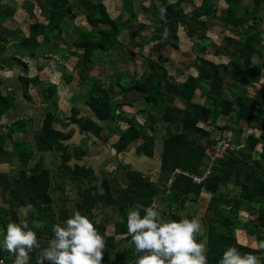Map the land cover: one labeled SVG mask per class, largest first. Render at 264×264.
Instances as JSON below:
<instances>
[{
	"label": "trees",
	"instance_id": "obj_1",
	"mask_svg": "<svg viewBox=\"0 0 264 264\" xmlns=\"http://www.w3.org/2000/svg\"><path fill=\"white\" fill-rule=\"evenodd\" d=\"M184 1L151 0V15L160 17V24L143 42L133 39L131 42L139 51L146 43H152L151 49L155 53L143 56L141 60L147 74L136 77L111 67L114 72L109 74L108 85L104 86L97 82V77L91 76L97 59L103 58L102 52L122 45L119 36L124 30H131L134 38L141 35V28H132L138 20L133 0H123L125 13L115 17L109 12L105 0H45L39 13L41 19L37 18L30 24L28 35L14 47L10 46L8 36L1 30L2 21L14 10L6 9L3 0H0V68H21L23 74L18 78L27 100L33 99L32 86H41L42 81L38 75L28 74L29 63L23 58L38 61L44 58L48 52L45 44L55 45L57 38L61 39L62 32L68 27L65 26L67 20L77 17L75 7L81 10L89 26L72 41L74 47L69 53L83 59L84 65L77 71V80L91 87L80 97L93 115L84 114L81 107L72 105L69 114L62 120L63 128L55 127L59 96L58 85L51 82L44 89L48 108L32 139L14 141L12 137L16 131L26 130L29 118L25 117L13 120L8 129L0 133V157L7 153L6 142L12 140L11 152L19 156L22 167L14 182L4 174L0 178L8 181V185L4 186L12 200L11 208L13 202H17L18 208L30 203L34 218L44 223L48 236L38 232V238H53V226L58 223L63 225L70 217L65 208L61 212L54 210L52 191L55 188L51 169L45 168L41 161L32 163L37 151H52L59 155V167L70 178L91 182L81 191L76 211L91 212L98 204H103L115 206L121 216L120 220L94 223L104 236V259L110 260L118 254L119 264H136L138 257L134 245L129 244L131 237L127 235L129 209L136 208L143 216L144 209L156 203L157 207H161L162 219L179 221L184 218L181 211L186 210L188 202H198L206 193L210 195L204 212L208 264H218L228 247H237L241 254L260 256L263 253L241 243L235 227L238 221L243 222L244 229L255 235L257 241L264 240V82L261 81L264 74V0H253L252 7L246 8L241 15L236 11L239 0H224L227 7L221 14L233 34L223 37L216 54H225L228 58L226 62L205 56L207 34L219 16L218 0H201L191 10L185 9ZM181 30L194 40L197 57L193 67L197 74H187L179 81L178 77L185 75V69H177V76L172 79L165 63L171 61L172 50L179 48ZM130 52L133 54V51ZM38 67L41 69L40 65ZM62 77L70 83L75 75L68 74L64 67ZM116 93L122 94L123 98L117 99ZM197 96L202 101H196ZM13 99L0 77V119L14 105ZM139 100L147 108L137 106ZM125 105L135 107L137 113L145 112V121H139L137 113L125 111ZM220 116L233 120L232 125L225 124L222 129L242 134L246 127L254 126L259 131L234 139V142L239 145L244 143V146L215 160L211 175L202 183H196L190 174H201L207 167L205 159L210 160L216 143L211 126H215ZM122 121L126 122V126H121ZM160 122L174 126L162 137L161 181L152 180L142 171L127 168L124 171V186L119 185L120 181L115 176H102V190L94 184L99 178L92 166L77 162L87 154V150L77 146L72 148L69 140L73 131L65 129L75 124L85 135L102 137L117 154L135 146L139 154L153 157L157 143L155 127ZM147 124L151 132L145 130ZM105 129L106 135L102 136ZM113 133L116 134L114 141L110 139ZM259 146V157L254 158L253 154ZM177 168L187 174H177L170 191L166 193L167 181ZM230 183L241 185L238 195L226 191ZM243 202H247L251 218L241 217ZM11 214L14 216L13 211ZM110 223L113 224L112 232L106 234ZM119 235L122 237L117 238ZM41 248L30 254V264H38ZM0 258L12 264L13 258H9L3 250H0Z\"/></svg>",
	"mask_w": 264,
	"mask_h": 264
},
{
	"label": "rangeland",
	"instance_id": "obj_2",
	"mask_svg": "<svg viewBox=\"0 0 264 264\" xmlns=\"http://www.w3.org/2000/svg\"><path fill=\"white\" fill-rule=\"evenodd\" d=\"M105 2L108 5L109 12L111 13L112 16L115 17L119 14L125 13V9L123 8V0H105ZM157 4H159V2H157ZM183 5H184L186 10L190 9V1L189 0H185ZM133 8L138 13V20L134 23L132 28H133V30H135L137 28H141V35L134 38L132 33H131V30H124L121 32V34L119 36V39H120L122 45H120L116 49L109 50L106 53L102 52L103 58L97 59V63L95 64L94 68H95V71H99V73H97V72H95V73H97L99 76H102L100 79V82L103 83L104 85L108 84V82H109V77H110L109 74L114 72V70H111V67H117L118 70H121L124 73L129 72L136 77H144L148 72L147 69L145 67H143L141 60H143V56H150L153 53H155L151 49L152 43H146L144 46V49L142 51H139L138 47L133 46L132 39L135 40L136 42H143L144 39H146L147 36H150L151 33L159 26L160 17H155V16L151 15V0H133ZM242 9H243V7H242ZM236 11L239 14L241 12L240 7L237 8ZM242 12H243V10H242ZM76 13H77V17L74 20L73 19L67 20V23L65 24V26L68 25V27H66L64 29V31L62 32L61 39L57 38L55 45H52V46L50 43L45 44L46 48L49 47L51 50H54L55 52H59V54L61 56H63L62 57L63 61H62V59H59L55 55V53H53L52 55H50L47 58L40 59L39 62L38 61L33 62L32 66H33V69L36 72V74L38 73L41 76V73H42V80L41 81H44L43 79H45L46 83L50 82V81L51 82L53 81L55 83L60 82L61 87L63 85L66 87V81L63 79V77L61 78V72L63 71L61 68L62 67L61 62H63L65 64V66H67L68 72L70 73V75L72 73L71 69L75 68L76 65H79V63H80V65L83 66V63H81V61L83 59H77L76 55L69 53L72 50V48L74 47L72 44V41L79 35V33L81 31L88 29V27H89L84 15L81 12V10L77 9ZM38 15H39V13H38ZM220 22H222V21H220ZM219 25H220V26H218L219 30H217L219 37H217L215 39L216 42H214V45L213 44L209 45L210 48H208L209 50L205 54L206 57L211 58V59H213L215 56L213 49H215L217 47V44L220 43L221 37L224 34H226L228 31H230L227 28L224 29V27H225L224 23L219 24ZM221 31H224V32H221ZM63 39L66 41V43H64ZM130 50L133 51V54L130 52ZM98 54H100V53L98 52ZM171 57H172L171 61L168 63H165V65H166L167 69L169 70V73H170V76L172 79H175L177 76L175 74L176 69L181 68L182 66H184L188 72H193L195 70L193 68V64H194V61H195V58L197 57V55H196V51L194 49V43H193L192 39H190V37H188L183 30L180 31L179 48H177V49L175 48L172 50ZM180 64H182V65H180ZM39 65H41L42 69L46 68V71L41 72L42 69L41 70L38 69ZM31 73H33V71ZM102 73H106V74H102ZM185 76L186 75L178 77V80L182 81V78H184ZM13 83L14 82H12V84ZM56 84L58 85V95H60V85H59V83H56ZM14 88H15V90L13 92H11V94H12V96L15 97L16 103L19 105L22 102V99H21L22 90H21V83L19 80L16 81ZM42 90H43V92H42ZM62 91H64V89ZM32 92H33V96H34L35 100H37L38 102H40V103L45 102V101L47 102L46 93H45L43 87H38L34 91L32 89ZM67 94H68V91H65L64 95L66 96ZM116 98L122 99L123 95L116 93ZM23 99H25V98H23ZM196 101H202V99L197 96ZM142 102L143 101H140V100L137 101V103H136L137 106H139L140 108H147V107H145V103L143 102L144 104H142ZM75 103H69L68 104L69 108H71V106ZM61 105H63V104H61ZM64 107H65V110L67 112L70 111V110L66 109V104H64L63 108ZM124 109L127 112H129V114L137 113L136 112L137 109L132 107V106L125 105ZM86 110H87V108H86ZM44 111H45V109H43V108H41V109L37 108L35 110V120H34V124H33L34 128L39 127V121H40L39 118L43 117ZM84 112H85V110H84ZM145 114H146L145 112H138L135 115L139 121L143 122V121H145V117H144ZM233 115L235 116V112L233 113ZM232 121L229 120L225 116H220L218 118L215 126L214 127L211 126V128H213V136H215L216 138H219V137H228L229 138L231 130L229 131L227 129H222V127L225 124L232 125L233 124ZM120 124L123 127L126 126V122L124 123L122 121V123H120ZM57 126L63 127V125L59 124V123H57ZM69 127H77V125L73 124ZM172 127L174 128V126H168L166 123H163V122L157 123V125L155 127L156 133H157V146H156L157 152L158 151L161 152L163 135L167 132V130L171 129ZM69 129L70 128H68V130ZM76 129H78V127ZM145 130L148 132H151L150 131L151 129L149 128V124L146 125ZM106 132H107V130L105 129L102 136L106 135ZM75 133H76V136L74 138L75 142H81V144L84 146H87L88 144H90V141L92 142L91 143V149H89V154H88L87 159L85 161H89L91 164H93L96 167L98 173H100L101 171H105L106 173L114 172V174H115L114 176H117L120 179V181L125 182L124 169L118 170V167H128V165L125 164V162H126V160L128 161V157L130 156V154H127V155L126 154H117L115 152V150L111 147L110 143L105 142L104 139H101L102 137L96 139V137L91 135V136L82 138V137L78 136V134H77L78 132H75ZM113 134H111V135H113ZM226 135H228V136H226ZM231 137H232L231 140L234 141L232 135H231ZM113 138H116L115 134H114ZM74 139L69 140V142L74 141ZM44 153H45L44 155H46V157H47V155L49 156L48 158H46V159H48V163L45 164V166H47L51 169L52 174L54 176L57 174V171H58L57 167H59V159L57 160V159H55V157H53L55 152L49 151V152H44ZM133 154L137 160L141 161L143 159V155L138 156V154L135 153V151H133ZM56 156H57V154H56ZM13 158H15V157L13 156ZM57 158H58V156H57ZM208 160H209L208 158L205 159V161L207 163H208ZM54 167H55V169H53ZM56 169H57V171H56ZM159 173H160V171L157 170L156 172L150 173L149 177L155 179V178H157V175H159ZM57 179H58V181H60L62 179V177L60 178V176L58 174L55 178V181ZM67 179H69V178H67ZM223 191H225V187H223ZM60 194H61V192H60L59 188H58V190H56L55 194H54V190L52 191V195L53 196L55 195L54 198L56 197V200L54 199L56 202V206H58L61 203L60 202L61 200L59 199V197L61 196ZM68 196H72V198H70L71 202L72 201L75 203L77 202L76 198L74 196V193L69 194ZM209 199H210V195L206 193L200 198V200L198 202H188L186 210L181 211V213L184 214L183 215L184 218H188V219L198 218L201 221V223L203 225L202 233H201V236H199L197 239L200 241H203L204 243H206V232H205L206 227H205V221L203 218V214H204V211H205V208L207 206ZM161 201L165 204V200L163 198L161 199ZM255 206H258V204H255ZM54 208H56L55 203H54ZM157 208H158V211L161 210V207H157ZM187 212L190 215H188ZM117 213H118L117 210L114 209L112 206L100 204L97 211H95V216L94 217L93 216H87V217L92 222L98 221L101 223V222H105L106 220L109 222H112L114 218L118 217ZM160 215H161V212H160ZM252 217H254V216H252ZM161 218H162V215H161ZM250 218H251V216H250ZM162 220H164V219H162ZM111 224H108L106 234L112 232V225ZM34 225H35L34 231L37 234V238H38V232H40L42 236H44L45 234H46V236H48V232L46 233V231L43 228L44 224L42 221H35ZM242 229L245 230L244 226H243V222L239 223V221H238V223L236 224V227H235V233H236L237 237H238V234L240 233V230H242ZM2 233H4V231ZM241 235H242V232H241ZM51 239L52 238L49 239L46 237L38 238L39 244H40V246H42L41 250L48 246L49 241ZM41 250L39 251V257H40ZM46 264H47V262H46ZM103 264H119V255L118 254L113 255L110 260L103 259Z\"/></svg>",
	"mask_w": 264,
	"mask_h": 264
},
{
	"label": "crops",
	"instance_id": "obj_3",
	"mask_svg": "<svg viewBox=\"0 0 264 264\" xmlns=\"http://www.w3.org/2000/svg\"><path fill=\"white\" fill-rule=\"evenodd\" d=\"M44 1L45 0H3V3L5 5V7H6V9L14 10V13L12 15L7 16L2 21V24H1V30H2V32L4 34H6L8 36L10 46L14 47L15 44L21 38H23L24 36L28 35L29 27H30L31 23L36 21L37 18L41 19V16L38 15V13H40L41 5H42V3H44ZM200 1L201 0H190V10L193 7H195L197 4H199ZM217 3L219 4V11H218L219 16L216 18V21H215L214 25L211 27L210 31L207 34V36H208L207 51L209 50L208 48H210L209 45H211V44L214 45V42H216L215 39L217 37H219L218 31H217V30H219V27H218V26H220L219 24H223V23L225 24V21H224V18H223V14H221V13H223L225 11L224 8L227 7V3L224 0H218ZM252 5H253V0H239L238 4H236L237 8L240 7V11H241L239 13L240 15L244 13L246 8H250V7H252ZM242 7H243V9H242ZM77 9H78V7H75L74 11L76 12ZM242 10H243V12H242ZM36 15H37V17H36ZM220 21H222V22H220ZM262 26L264 27V22H263ZM225 28H227V24H225L224 29ZM227 29L230 30L229 28H227ZM221 32H224V31H221ZM228 34H233V32L230 30L226 34H224L221 37L220 43L217 44V47L215 49H213V52H214V55H215L213 59L216 60V61H222V62L228 61V58H227V56L225 54H221V55L216 54V49L221 44L223 37L225 35H228ZM63 41H64V43H66V41L64 39H63ZM192 41L194 43L193 39H192ZM53 53H55V55L59 59H62L63 56H61L59 54V52H55L54 50L52 52V50L49 47H48V52L45 54L44 58L49 57ZM76 58L77 59H82V58H79L78 56H76ZM23 59L26 60L29 63V73L28 74L30 76L38 75L39 78L42 80V73H41V76L38 73L36 74V72L34 71L33 66H32L33 62L34 61H38V60L31 59L29 57H24ZM41 59H43V58H41ZM171 59H172V57H171ZM62 61H63V59H62ZM81 63H83V65H84L83 60L81 61ZM61 64H62L61 65L62 67L61 66L60 67L62 68V70L65 67L67 72H68L67 66H65V64L63 62H61ZM180 65H182V64H180ZM81 68H82V65H80V63H79V65H76L75 68L71 69V71H72L71 74L75 75V78L73 80H71L70 83L66 82V87L64 85L61 87L60 82H56V83H59V85H60V95H58L59 96V99H58V105H59L58 120H57V122L55 124V127H57V128H63V127H58L57 123L62 124L63 118L66 115L69 114V112H67L65 110V107L63 108L64 104H66V109L70 110L68 104L76 102L73 105H75V106L78 105V107H81L83 109V112L85 110L84 114L93 115V113L90 110V108L87 105L84 104L83 99L80 97L81 95H83L85 93H88L89 89L91 87V85H89L88 83H79L78 82V80H77V77H78L77 71L80 70ZM38 69L41 70L42 67H41V69L38 67ZM177 69H183L184 70L185 67L182 66L181 68H177ZM194 69L195 70L193 72H188L187 69H185V71H184L185 75H187V74L196 75L197 74V70H196V68H194ZM32 71H33V73H31ZM45 71H46V68H43L41 70V72H45ZM95 72L99 73V71H95V68H94L91 71V76L97 77V82L99 84L104 85L103 83L100 82V79H101L102 76H99ZM20 74H23V72L20 69V67H17V66H14L13 68H7V67L0 68V77L3 79L4 85H5L6 89H7V91H9L10 93L15 90V88H14L15 87V83H16L17 80H19L18 76ZM68 74H70V73L68 72ZM61 78H62V72H61ZM43 80L44 81H42L41 86L40 85L39 86H32V88H31V94H32V98H33L32 100H27L23 96V92H22V96H21L22 102H21V104L18 105L16 103V100H15V97H14V99H13L14 100V105L0 119V133L3 132V131H6L8 129V127H9L10 123L13 120L17 119V117L18 118L25 117L27 119L29 118V121H28V123L26 125V130H24V131H16V132L13 133L12 137H13L14 141H28V140L32 139V134H33L34 130L40 128L41 121H42V118H43V117L39 118L40 119L39 127L38 128H34L33 124H34V120H35V110L37 108L38 109L43 108L46 111V109L48 108V103L44 99L43 100L45 102H42V103H40L37 100H35V98L33 96V92H32V89L34 91L38 87H43V89H45V86H47L48 83H51V81L46 83L45 79H43ZM261 81L264 82V74H263V77H262ZM12 82H14V83L12 84ZM52 83H55V82L52 81ZM107 85L108 84H106L104 86H107ZM63 89H64V91H62ZM21 90H22V84H21ZM65 91H68V94L66 96L64 95ZM42 92H43V90H42ZM23 98H25V99H23ZM61 104H63V105H61ZM86 108H87V110H86ZM45 111H44V113H45ZM68 128H70L73 131V136H72L71 139L75 138V136H76L75 132H78L77 133L78 136H80L82 138L91 136V135H85V134L81 133L79 128L76 129L77 127H69L68 126L65 129L67 130ZM246 130H247V127L244 129V132L242 134H239L238 132H235V131H230V137L229 138L231 139L232 138L231 135H232L233 139H236V140H238L239 138L242 139L246 135ZM114 134L110 136V139L112 141H114V139H115V138H113ZM115 136H116V134H115ZM226 136H228V135H226ZM213 137L215 139H217L215 136H213ZM69 143H71L72 148L74 146H77V147H81V148L87 150V154L81 160H77V162H79L80 164H86L88 166H92V168L94 169L96 175H98V178H99L98 181L94 182V184L97 187H99L100 190H102L101 186H100L101 185L102 176L113 177L115 175L114 172L106 173L105 171H101L100 173H98L96 167L93 164H91L89 161H85L87 159L88 154H89V149H91V143H92L91 141H90V144H88L87 146L82 145L81 142H75V139H74V141H71ZM156 146H157V143H156ZM5 149H6L7 153L4 154L2 157H0V175L4 174L12 182H14V180H16L18 178V176H19V170L22 168L20 166V158H19V156L17 154H13L11 152L12 140H9V141L6 142ZM133 151H135V153H137L138 156L139 155L142 156V154H139L137 152L136 147L132 146L130 149H128V150H126V151H124L122 153V154H126V155L130 154V156L128 157V161L126 160V162H125V164H127L128 167H118V170L119 169H124V171H125V169H127V168L136 169V170L144 172L147 176H149V174L152 173V172H156L157 170L160 171V160H161V152L160 151L157 152L156 149H155V154H154L153 157H147V156L143 155V159L141 161H139V160H137L135 158V156L133 154ZM260 151H261V146H259L257 148V150L254 152L253 157L254 158L259 157ZM44 154H45L44 152L37 151L35 153V155H34L32 163L35 164L36 162L41 161L42 164L45 166V164L48 163V159H46V158H48L49 156L47 155V157H46V155H44ZM56 154L57 153L55 152L53 157H55V159L58 160L59 159V155L57 154V156H58V158H57ZM13 156L15 158H13ZM74 162H76V160H74ZM206 164H207V162H206ZM45 168L50 169L47 166H45ZM53 169H55V167ZM57 169H58V171H57ZM57 169H56L57 174L54 175V188H55L54 194H55L56 190H58V188H59L60 192H61V194H60L61 196L59 197V199L61 200L60 201L61 203L58 206H56V202H55L56 197H55L54 198L55 199L54 203H55V207L56 208H54V210L56 212H61V211H63V208H65V210H66L65 212H68L69 216L71 217L72 214L76 211V208H75L76 203L73 202V201L71 202L70 198H72V196H68V195L74 193L76 201H78L81 191H83L86 186L90 185L91 182L88 181V180L87 181H80V180L72 179V178L69 177L68 174L63 172L60 167H57ZM58 174H59L60 178L62 177V179L60 181H58V179L55 181V178H56V176ZM115 177L118 178L117 176H115ZM67 178H69V179H67ZM151 179L155 180V181H161L160 180V173H159V175H157V178H155V179L151 178ZM119 181H120V179H119ZM4 185H8V181H6V179L0 178V239L3 237V234H6V228H7V224L9 222L22 223V222L26 221L29 224V227L31 228V230L34 231V229H35L34 222L38 221V220L36 218H34L32 205L30 203H28V204L20 206L18 208V206H16L17 202L16 203L13 202V207L11 208L10 202H12V200L10 199L9 192L5 189ZM119 185L124 186L125 182L124 181L123 182L120 181ZM226 191H232L234 195H238L240 193V191H241V185L239 183H230V184L227 185ZM99 205L100 204H98L97 207L93 211H91V212H81V214L85 215V216H93L94 217L95 216V211H97ZM207 205H208V203H207ZM110 206H112V205H110ZM112 207L117 210V208L115 206H112ZM242 207L244 209L241 211V217L242 218H248V216H250V214H248V204H247V202H243ZM12 211H13L14 216L11 214ZM117 212H118V210H117ZM117 214H118V217L114 218L113 220H115V219L116 220H120L121 219V216H120L119 212ZM203 218H204V221H205V214H203ZM15 219H17V220H15ZM93 223H100V222L93 221ZM111 225H113V224H111ZM205 226H206V221H205ZM112 229H113V226H112ZM3 231H4V233H2ZM241 232H242V235H241ZM110 233H108V234H110ZM121 237H122V235L117 236V238H121ZM238 240L241 243H243V244H247V245H250V246H253V247H254V245L257 242V238H256L255 235H251V234H249L248 232H246L243 229L240 230V233L238 234ZM257 257L260 260V264H264V252L260 256H257ZM132 264H135V263H132Z\"/></svg>",
	"mask_w": 264,
	"mask_h": 264
},
{
	"label": "clouds",
	"instance_id": "obj_4",
	"mask_svg": "<svg viewBox=\"0 0 264 264\" xmlns=\"http://www.w3.org/2000/svg\"><path fill=\"white\" fill-rule=\"evenodd\" d=\"M144 212L141 216L138 209L131 208L127 213V235L138 257L136 264H208L207 245L197 239L203 228L198 218L164 221L155 203ZM52 232L38 264H103L105 240L87 216L75 211L63 225H54ZM37 249V234L26 221L7 224L0 250L13 258L12 264H30V254ZM253 250L264 252V240L257 241ZM218 264H260V260L233 246L224 251Z\"/></svg>",
	"mask_w": 264,
	"mask_h": 264
},
{
	"label": "built area",
	"instance_id": "obj_5",
	"mask_svg": "<svg viewBox=\"0 0 264 264\" xmlns=\"http://www.w3.org/2000/svg\"><path fill=\"white\" fill-rule=\"evenodd\" d=\"M263 61H264V57H263ZM258 131H259L258 128L254 127V126H249L246 130V134L258 133ZM240 146H244V143L239 145L238 143L232 141L228 137L217 138L216 143H215V147H214V151H213L212 155L210 156V160H209V163H207V167H205L204 171L201 174H190L191 177L193 178L194 182L202 183V181L205 178H207L209 175H211L212 169H213L212 166H213L215 160L223 157L225 154L229 153L231 150L239 148ZM179 173L187 174L186 172H184L180 168H177L172 173V175L170 176V178L167 181L166 193H168L170 191V186H171L172 182L174 181L176 175ZM0 261H4V264H8V262L5 258H0Z\"/></svg>",
	"mask_w": 264,
	"mask_h": 264
}]
</instances>
